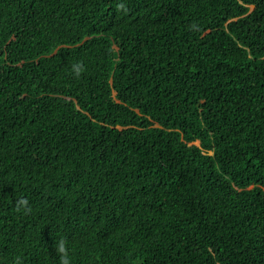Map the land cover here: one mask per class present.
<instances>
[{"label":"trees","instance_id":"16d2710c","mask_svg":"<svg viewBox=\"0 0 264 264\" xmlns=\"http://www.w3.org/2000/svg\"><path fill=\"white\" fill-rule=\"evenodd\" d=\"M118 2L0 0V264H264V0Z\"/></svg>","mask_w":264,"mask_h":264},{"label":"clouds","instance_id":"9594fccd","mask_svg":"<svg viewBox=\"0 0 264 264\" xmlns=\"http://www.w3.org/2000/svg\"><path fill=\"white\" fill-rule=\"evenodd\" d=\"M117 12H122L124 14L128 13V7L124 0H119L116 4ZM190 28L193 30H198V25L195 23L190 25ZM72 73L78 78L84 71V65L82 61H77L71 66ZM16 212L22 213L23 215H29L32 212V208L30 206V202L27 198L23 196H18L15 201ZM53 247L59 257V264H72L71 258L69 256L68 250V242L64 237H60L58 239H54ZM14 264H22V260L17 257L14 261Z\"/></svg>","mask_w":264,"mask_h":264},{"label":"rangeland","instance_id":"374dc122","mask_svg":"<svg viewBox=\"0 0 264 264\" xmlns=\"http://www.w3.org/2000/svg\"><path fill=\"white\" fill-rule=\"evenodd\" d=\"M195 144H196V142H195Z\"/></svg>","mask_w":264,"mask_h":264}]
</instances>
